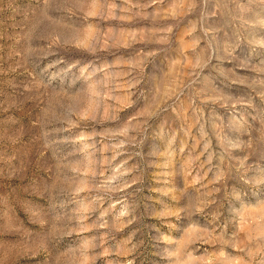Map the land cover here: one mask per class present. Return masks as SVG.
I'll return each instance as SVG.
<instances>
[{
	"label": "rangeland",
	"instance_id": "rangeland-1",
	"mask_svg": "<svg viewBox=\"0 0 264 264\" xmlns=\"http://www.w3.org/2000/svg\"><path fill=\"white\" fill-rule=\"evenodd\" d=\"M0 264H264V0H0Z\"/></svg>",
	"mask_w": 264,
	"mask_h": 264
}]
</instances>
